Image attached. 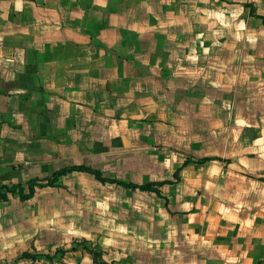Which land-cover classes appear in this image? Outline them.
<instances>
[{"label": "crops", "instance_id": "obj_1", "mask_svg": "<svg viewBox=\"0 0 264 264\" xmlns=\"http://www.w3.org/2000/svg\"><path fill=\"white\" fill-rule=\"evenodd\" d=\"M0 264H264V0H0Z\"/></svg>", "mask_w": 264, "mask_h": 264}, {"label": "trees", "instance_id": "obj_2", "mask_svg": "<svg viewBox=\"0 0 264 264\" xmlns=\"http://www.w3.org/2000/svg\"><path fill=\"white\" fill-rule=\"evenodd\" d=\"M98 177H101L100 174H97ZM143 188H147V186H143Z\"/></svg>", "mask_w": 264, "mask_h": 264}]
</instances>
